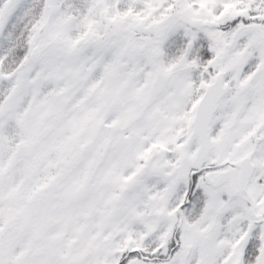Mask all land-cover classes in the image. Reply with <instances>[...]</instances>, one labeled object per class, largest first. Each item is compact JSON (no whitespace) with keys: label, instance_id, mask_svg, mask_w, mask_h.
Masks as SVG:
<instances>
[{"label":"snow or ice","instance_id":"6c2138e0","mask_svg":"<svg viewBox=\"0 0 264 264\" xmlns=\"http://www.w3.org/2000/svg\"><path fill=\"white\" fill-rule=\"evenodd\" d=\"M0 264H264V0H0Z\"/></svg>","mask_w":264,"mask_h":264}]
</instances>
